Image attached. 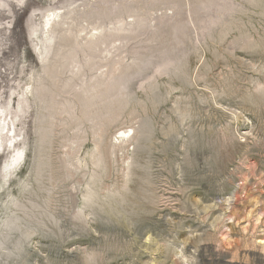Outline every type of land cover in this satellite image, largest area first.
I'll use <instances>...</instances> for the list:
<instances>
[{"label":"rangeland","instance_id":"1","mask_svg":"<svg viewBox=\"0 0 264 264\" xmlns=\"http://www.w3.org/2000/svg\"><path fill=\"white\" fill-rule=\"evenodd\" d=\"M14 133L0 264H264V0H0Z\"/></svg>","mask_w":264,"mask_h":264},{"label":"bare ground","instance_id":"2","mask_svg":"<svg viewBox=\"0 0 264 264\" xmlns=\"http://www.w3.org/2000/svg\"><path fill=\"white\" fill-rule=\"evenodd\" d=\"M50 19V18H49ZM52 22V21H51ZM53 28V27H52ZM39 51H41L40 53H41V59L42 60H44L43 59V51H42V49H40ZM12 123H11V126H10V124L9 123H5L2 127H1V133H5L6 132V129L8 130L7 131V133H9V132H12V131H14V132H16V130H15V122L14 121H11ZM17 128V127H16ZM5 130V131H4ZM2 135H4V134H2ZM13 135V134H12ZM2 139V138H1ZM17 139V137H16V135H15V133H14V137L13 138H9L8 140H10L9 141V143L6 145V144H3V142H1L0 143V157L4 154H2V152L5 150V149H10V150H12V148H14V152L16 153H14V155H12L11 157H10V159H8V161H7V163H6V170H10V169H12L13 168V170L15 171V170H18L20 167H22L21 165H22V162L24 161V152H23V149H18L17 147H16V144H15V146H13V144L12 143H14V141L12 142V140H16ZM16 142V141H15ZM7 147V148H6ZM18 149V150H17ZM7 176H8V174H7ZM6 176V177H7ZM17 245V244H16ZM18 247V246H17ZM27 250V249H26ZM1 256V255H0ZM38 256V255H37ZM28 257V256H27ZM18 259V258H17ZM17 259H16V261H17ZM35 259V258H34ZM35 261V260H34ZM33 261V262H34ZM7 262V261H6ZM5 262V263H6ZM8 263V262H7ZM3 264V263H2ZM12 264V263H11ZM16 264H17V262H16Z\"/></svg>","mask_w":264,"mask_h":264}]
</instances>
